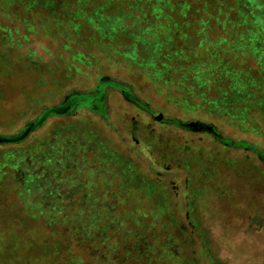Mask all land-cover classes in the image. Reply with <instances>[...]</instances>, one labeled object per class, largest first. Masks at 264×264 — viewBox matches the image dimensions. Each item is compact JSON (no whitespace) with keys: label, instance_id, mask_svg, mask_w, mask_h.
Returning a JSON list of instances; mask_svg holds the SVG:
<instances>
[{"label":"rangeland","instance_id":"obj_1","mask_svg":"<svg viewBox=\"0 0 264 264\" xmlns=\"http://www.w3.org/2000/svg\"><path fill=\"white\" fill-rule=\"evenodd\" d=\"M183 1L0 0V136L103 79L133 93L0 142L6 264H264V162L218 140L264 152V6Z\"/></svg>","mask_w":264,"mask_h":264},{"label":"trees","instance_id":"obj_2","mask_svg":"<svg viewBox=\"0 0 264 264\" xmlns=\"http://www.w3.org/2000/svg\"><path fill=\"white\" fill-rule=\"evenodd\" d=\"M251 0H235L234 2V6L233 9L235 11L238 12V18H240L239 23H242L241 19H245L244 15H246V12H250V8L248 5V2ZM254 2L256 0H253ZM258 2L256 3L257 5H261L264 6V0H257ZM155 4H158L156 2L154 3H150L151 6L154 7ZM167 5H169V2H166ZM194 3H191L189 0H184L183 3L181 4V8L184 11H189L194 7ZM139 7L141 10H143L142 8H148L147 6H142L141 4H139ZM169 7H173L172 4L169 5ZM130 8V7H129ZM249 10V11H248ZM146 12V11H145ZM147 15L145 16L144 20H154L156 19L157 15H155L153 12H146ZM251 13V12H250ZM159 67H156L155 70H159ZM109 86H113L116 87L120 90H122L124 92V96L127 99H130L132 96V91L131 89L126 86V85H122L120 83L117 82H112L109 79H103L101 80L100 84L96 87V89L92 92V93H78V92H73L71 94H69L67 96V98L60 103L57 106H53V107H49L46 110L43 111V113L34 121H32L31 123H29L24 130L19 133L16 136H10V137H4V136H0V142H18L20 140H22L23 138H25L30 132H32L35 128H37L38 126H40L44 120L47 118V116L49 115H64V114H69V113H73V111L77 108H89L95 112L100 111L103 112L104 110V106H105V97L103 98L104 94V89H106ZM132 100V98L130 99ZM133 101V100H132ZM218 140H220L221 142H225L227 143V145H234L236 143L237 146L243 147V148H247L250 149L252 151H255V153H257L258 157L260 158V160H262L264 162V152L258 150V149H253L251 146H249L247 143L245 142H231V141H227L225 139H221V137H218ZM251 147V148H250ZM17 165V164H16ZM39 175L37 172H35L33 175H30V177L28 179L27 176L25 178V176L21 179L22 184L25 185L26 182L28 181H32L30 183V187L29 186H24L26 189V192L31 194V193H35V195H37V191H38V187H36V183L38 184L37 179L39 178ZM25 178V179H24ZM38 188V189H37ZM9 190V188H7V191ZM19 192V191H18ZM42 205H27V211H28V215L32 216V214L34 213L31 209L35 210L36 213H34L35 215L33 216V219L38 220L40 213L42 212L41 210ZM53 209V207H51ZM32 211L30 213V211ZM35 217V218H34ZM51 222L54 223L51 219ZM55 222H60L58 220H56ZM61 223V222H60ZM66 223V222H65ZM67 224V223H66ZM81 229L83 228V223H81ZM55 232H52L50 234L51 238H55L56 236ZM81 236V235H80ZM84 237V236H81ZM51 238L49 239H45L44 242H42L40 245L41 251L40 253H38L40 255V258H38L39 261H52V258H56L60 255H64L66 252L65 247L60 246L58 243H52L51 242ZM0 240H2V242H0V264H6L7 261V256L4 257V251L7 252V249L5 250V248L7 247V237H0ZM2 243V244H1ZM12 244L9 247L13 246V244H16L15 242L9 243ZM5 245V246H4ZM67 246V245H66ZM43 252V254H42ZM67 254H71L70 251L67 252ZM70 258V256H69ZM37 259V258H36ZM35 259V260H36ZM22 260V259H21ZM27 261V260H26ZM25 259H23L21 261V264H23V262H26ZM32 262V261H31ZM33 263V262H32Z\"/></svg>","mask_w":264,"mask_h":264},{"label":"flooded vegetation","instance_id":"obj_3","mask_svg":"<svg viewBox=\"0 0 264 264\" xmlns=\"http://www.w3.org/2000/svg\"><path fill=\"white\" fill-rule=\"evenodd\" d=\"M106 92H107V88L104 89V92H103L104 96H103V98L104 97L106 98ZM121 93L124 95V92L123 91ZM97 113L101 114L100 111H97ZM155 118L159 119L158 117H155ZM160 118H161V119H159L160 121H165V119H162V115L160 116ZM188 125L194 127L195 129H198L200 131H206V132H209V133H211L213 135H216L217 134V132L215 131V127L212 126V125H210V124H207L205 122L196 121V122H191Z\"/></svg>","mask_w":264,"mask_h":264},{"label":"water","instance_id":"obj_4","mask_svg":"<svg viewBox=\"0 0 264 264\" xmlns=\"http://www.w3.org/2000/svg\"><path fill=\"white\" fill-rule=\"evenodd\" d=\"M159 116H161V114H159Z\"/></svg>","mask_w":264,"mask_h":264}]
</instances>
